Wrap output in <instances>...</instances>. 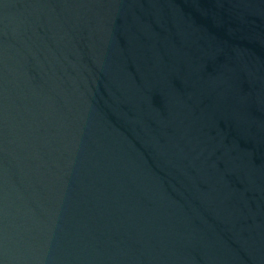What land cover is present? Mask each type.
Here are the masks:
<instances>
[{
  "label": "water",
  "instance_id": "water-1",
  "mask_svg": "<svg viewBox=\"0 0 264 264\" xmlns=\"http://www.w3.org/2000/svg\"><path fill=\"white\" fill-rule=\"evenodd\" d=\"M0 264H264V0H0Z\"/></svg>",
  "mask_w": 264,
  "mask_h": 264
}]
</instances>
